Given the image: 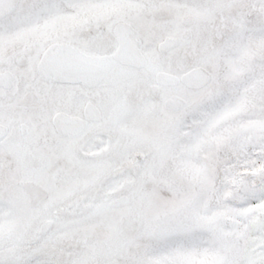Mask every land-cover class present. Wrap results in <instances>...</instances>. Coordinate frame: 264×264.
<instances>
[{
    "label": "snow or ice",
    "instance_id": "obj_1",
    "mask_svg": "<svg viewBox=\"0 0 264 264\" xmlns=\"http://www.w3.org/2000/svg\"><path fill=\"white\" fill-rule=\"evenodd\" d=\"M0 264H264V0H0Z\"/></svg>",
    "mask_w": 264,
    "mask_h": 264
}]
</instances>
